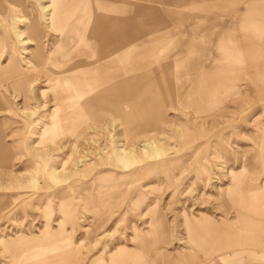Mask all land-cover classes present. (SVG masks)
<instances>
[{
  "label": "rangeland",
  "instance_id": "374dc122",
  "mask_svg": "<svg viewBox=\"0 0 264 264\" xmlns=\"http://www.w3.org/2000/svg\"><path fill=\"white\" fill-rule=\"evenodd\" d=\"M199 1L207 4L194 10L186 39L173 51L164 49L154 68L175 78L218 69L212 90L219 102L209 112L199 113L177 99L179 91L193 90L185 87L207 83L162 85L182 89L113 88L129 85L123 84L122 73L140 58L115 52L111 65L95 63L102 35L86 40L91 44L82 48L76 39L70 43L75 52L65 59L57 53L60 72L92 64L93 77L112 73L113 78L91 93L84 83H71L67 110L59 108L53 83L42 71L25 89L13 92L8 81L0 84V264H19L23 241L48 238L70 226L72 238L81 239L83 264L134 251L136 233L146 234L151 219L164 236L152 248L157 260L171 262L188 253L202 260L189 243V222H199L202 236L218 228L221 242L237 236L239 203L229 198V191L238 185L245 197L264 184V83L252 80L264 76V0ZM47 6L48 0H0V68L10 57L20 69L32 68L34 43L22 35L26 14L38 18L46 33L45 55L55 52L59 37L51 35L42 18ZM92 12V37L100 36L99 28L121 27L106 25L99 19L105 18L101 11ZM141 70L136 65L135 71ZM227 74L237 89L233 96L224 94ZM63 116L67 123L60 121ZM74 121L78 126H71ZM115 150L125 151L133 162H118ZM248 230L261 261L264 226L255 222ZM259 261L253 264H264Z\"/></svg>",
  "mask_w": 264,
  "mask_h": 264
},
{
  "label": "bare ground",
  "instance_id": "6f19581e",
  "mask_svg": "<svg viewBox=\"0 0 264 264\" xmlns=\"http://www.w3.org/2000/svg\"><path fill=\"white\" fill-rule=\"evenodd\" d=\"M81 1L82 0H48L49 6H47V9L45 8L46 10L43 12L42 18L47 22L45 23L47 25V28L52 31L53 34L51 35L58 36L60 41L55 52L50 55H45L44 53L43 40L46 37V33L41 28L40 21L38 20V18H32L29 14H26V28L25 31L22 32V35L26 36V40L28 39L29 41H32L34 43V50L32 51L31 58L32 60L30 61L32 63V68L30 67L31 69L29 70L20 69L15 60L10 57L8 65L4 68H0V84L4 81H8L10 87L13 89V92L16 91L15 89H25L28 88L30 82L34 81L36 72L42 71L41 73L48 77L49 82L53 83V97L59 103V108L62 109L68 104L67 93L69 91H72L70 88L71 83H84V88L86 89V91L91 93L94 92L96 88H103L104 84L108 83L110 79H113L111 76L112 73H110L111 75L102 73L100 77H93L92 75L94 74H92L93 71L91 70V67H86L84 69L79 68L78 71H75V69L72 68V71L60 72L57 53L62 59H65L66 57L71 55L73 51L75 52L76 48L73 51H70V43H72L76 39L79 42V48H82L83 46H86V43H84L86 40L92 41L93 38L96 40L97 37L100 39L102 35L103 40L101 41V46L97 47L96 53L93 55V58L95 63L100 60H105L103 65H111L113 63L112 59L114 58V53H119L120 51L122 52L125 49V43H127L124 41L125 32L123 27H118L116 29L113 28L110 30H107V28H99L98 34L100 36L96 35V37H92V11L75 8L79 7L78 5L81 4ZM46 12H48L47 15ZM81 28L84 29V33L81 32ZM163 28L165 27H161L160 29ZM181 28L182 27H180V25L177 27H172V29H174V32H177L179 30V33L182 34ZM230 43L232 44V42ZM0 49H2L1 39ZM217 72L218 69H216L215 73H210L209 75L205 76L204 81H206L208 85L206 87L204 86L205 88H203V90L198 91L196 89L197 91H194V89L192 88L193 90L179 91L177 98L179 102H181V104L187 102L189 106L192 107V109L194 106L199 113H206L213 110L219 102V97L215 93L216 91L212 90L217 88L216 86L212 85L214 84L213 80L217 82L215 76ZM227 76L228 74L224 78V94L225 96H233L236 94L237 89L236 86L232 84V76ZM113 77L115 78V76ZM186 80L187 79H185L184 81ZM252 80L257 81L260 85H262L264 83V76L259 75L257 77H253ZM167 94L169 95L171 94V92L168 91ZM60 121H64L65 123H67V116H63L62 118H60ZM73 125L78 126L75 121L72 122L71 126ZM76 128L77 127H75V129ZM261 140L262 149L260 153V160L264 167V134ZM114 153L116 160L126 166L133 162L131 157H129L123 150H115ZM228 196L231 200L239 203L238 222L234 224V227L236 228V230L238 229V227H240L238 231H242V235L237 234V236H235L233 240L223 245L211 244L197 232V229L200 228V224H198L199 222L186 223L189 243L195 247L196 251L201 256L202 261L194 257L192 253L179 255L171 262L161 259L157 260V258L160 257H158L156 251H153L152 248L155 247L159 242H161L162 239H164V236L162 235L161 227L158 226L157 222H155V220L153 219H151L149 224L150 230L146 234L136 233L135 241L138 244V248L134 252H132V254H130V258L127 261L129 262V264H242L244 262H249L250 264L257 263L259 261V255H257L253 251V249L257 248L255 243L256 240L255 236L252 234V231L248 230V227L254 225L255 222L261 227L264 226V184L261 186V188L253 189L245 197L244 195L242 196L238 185H236L233 190L229 191ZM64 243L67 242L65 241ZM239 248H242V250H237ZM10 249H12V246H10ZM121 251L122 250L118 251L117 254H120ZM43 253L44 251L42 249L34 250L31 251L29 256L42 257ZM262 254V260H264V252ZM214 255H217L216 260L213 259ZM27 256L28 255L26 254L23 257L25 258Z\"/></svg>",
  "mask_w": 264,
  "mask_h": 264
},
{
  "label": "crops",
  "instance_id": "0c3cea01",
  "mask_svg": "<svg viewBox=\"0 0 264 264\" xmlns=\"http://www.w3.org/2000/svg\"><path fill=\"white\" fill-rule=\"evenodd\" d=\"M80 3L81 5H78V9L101 11L105 18L102 19L100 17L99 19L105 20L106 25L123 27L125 32L124 41L128 42V46L122 52L120 51L123 54L122 56L132 59L140 58L137 62H130L128 71H123V84L129 85L113 86V88L182 89L184 87L173 85L171 87H164L162 85L164 83L174 84L178 82L185 84H191L192 82L199 84L206 83L204 81L207 75L206 71L201 74L196 73L195 75L186 76L185 78H175L172 72L170 77H168V75H163L162 72L156 70L154 67L161 64L164 49L173 51L178 48L180 40L186 39L185 27L193 24L192 21L195 19L194 10L204 8L207 3L202 1L197 2V0H82ZM92 15L94 17L93 12ZM100 23L105 24L102 21ZM92 24L96 23L92 20ZM179 25L182 27V34L179 33V30L174 32V29H172V27ZM161 27L165 28L160 29ZM88 44L90 45L91 42H88ZM88 44L86 46H89ZM156 58L157 60H155ZM169 62L172 66L173 61L170 60ZM91 65L89 64L84 67L77 66L84 69L91 67ZM136 65L142 67L141 71L150 69L146 70V72H136ZM78 67L77 69H79ZM119 74L118 72L114 74L116 79V76ZM185 79L187 80L184 81ZM185 88L203 89L205 87L194 86ZM73 227L70 226L69 231L57 232L48 238L41 236L37 239L23 241L22 246L17 251L20 257L19 264H83L82 242L81 239L75 240L72 238V233L75 232ZM217 229L215 228V233L213 234L206 232L203 238L211 244H226L227 242H221L218 239V236L220 239L223 236L216 232ZM239 229L238 227L236 233L242 235V231H238ZM65 241L67 243H64ZM40 249L44 251L42 257L29 256L31 251ZM134 251H121L120 254L116 252L117 255H112L109 261L94 257L91 258L88 264H129L127 260ZM26 254L28 256L24 258L23 256Z\"/></svg>",
  "mask_w": 264,
  "mask_h": 264
}]
</instances>
